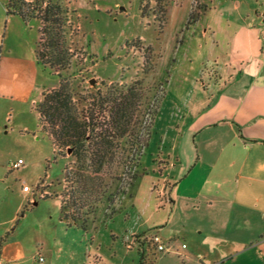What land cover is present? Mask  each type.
I'll return each mask as SVG.
<instances>
[{
    "label": "crops",
    "instance_id": "0c3cea01",
    "mask_svg": "<svg viewBox=\"0 0 264 264\" xmlns=\"http://www.w3.org/2000/svg\"><path fill=\"white\" fill-rule=\"evenodd\" d=\"M184 1L187 9L199 6L192 35L208 43L212 65L203 94L193 98L165 152L168 165L154 176L155 183L171 186L157 191L153 218L120 239L108 227L126 214L113 208L104 215L101 206L86 223L69 222L59 197L38 199L23 185L20 201L9 195L0 207V264H35L39 257L43 264H106L99 246L91 257L106 234L110 264H264V0ZM5 3L0 2V145L16 133L32 132L33 140L41 133L52 147L34 107L57 80L45 79L51 73L36 60L37 23L6 15ZM29 122L32 130L25 126ZM64 159L54 160L62 162L61 171ZM9 165L0 166V194L13 190L3 182L14 172ZM59 178L40 170L28 188L43 180L47 190ZM150 235H158L167 251L146 263L140 243Z\"/></svg>",
    "mask_w": 264,
    "mask_h": 264
},
{
    "label": "rangeland",
    "instance_id": "374dc122",
    "mask_svg": "<svg viewBox=\"0 0 264 264\" xmlns=\"http://www.w3.org/2000/svg\"><path fill=\"white\" fill-rule=\"evenodd\" d=\"M26 1L33 2L32 0ZM63 1L68 6L70 21V28L66 29L65 46L72 56L68 70L62 68L65 63L61 61L58 72L62 77L68 78L74 101L79 103V95L94 93L99 89L104 91L102 83L126 86L140 83L147 97L151 98L155 95L157 98L156 114L138 170L139 177H143L132 182L125 195L114 198L115 187L127 181L126 175L122 173L124 168L122 165L117 166V172H112L116 175L120 173L123 175H120L119 181H112L110 195L108 194L106 199L97 206V209L101 206L105 207L104 215L110 216L113 208L118 210L117 213L120 215L126 214L125 218H122V215L119 216L114 220L115 224L108 227L121 239L125 237L126 232L128 234L147 217L153 218L157 191L162 187L170 188L169 182L155 183L154 176L160 177L168 165L165 152L169 150L170 142L177 136L188 106L195 96L203 94L201 84L207 81V70L212 63L208 61V43L206 45L201 38L192 35L199 6L192 5L190 9H187L184 0H171L161 4L165 10V13H161L155 6L154 0ZM0 2L2 4L6 2V8L9 0H0ZM41 5L43 7V4ZM2 17L5 19V11ZM34 21L39 28V22ZM35 22L30 21L29 24L35 26ZM30 36L35 38L36 32L31 30ZM39 51L46 54L43 58L46 63L60 60L57 53L45 50L43 46L39 47ZM51 55L54 59L50 58ZM45 70L51 73V76L45 74V79L50 82L57 80L58 86L57 72L48 68ZM90 81L94 83L90 84ZM84 106L86 105L83 103L78 105L79 109ZM144 111L146 112L142 106L139 109L140 119ZM31 117L28 116V119L34 124ZM25 126L33 129L30 122ZM39 135L40 140L37 142L33 140L32 132L16 133L0 145V166L4 169L11 162L17 160L24 162L23 168L12 174L8 173L6 177L8 179H3L6 186L13 190L12 193L8 190L1 192L0 207L6 205L5 198L9 195L13 201H20L23 185L32 187L36 174L40 170L43 173L47 171L48 174H56L60 177L46 190L45 198L59 197L68 204L69 188L61 181L62 162L54 163L52 149L55 154L61 155H57L56 159L65 158L66 167L72 168L74 160L68 153L69 149L60 152L56 147H51L48 139L42 138L41 133ZM121 145L124 146V141ZM46 156H50L47 163L43 161ZM47 164L51 169H47ZM23 169L30 171L23 175ZM42 183H44L43 180ZM112 197L114 198L113 206L107 201ZM63 207L64 213L70 215V209L66 208L65 204ZM26 213L24 208L18 216L19 219ZM1 214L0 219L3 220L4 213ZM99 241L103 244L93 245L91 257L95 255L96 247L99 246L106 264H110L113 260L111 249L105 246V243L111 241V238L106 234L103 239L101 236ZM35 264H43V262L36 261Z\"/></svg>",
    "mask_w": 264,
    "mask_h": 264
},
{
    "label": "trees",
    "instance_id": "16d2710c",
    "mask_svg": "<svg viewBox=\"0 0 264 264\" xmlns=\"http://www.w3.org/2000/svg\"><path fill=\"white\" fill-rule=\"evenodd\" d=\"M32 1L9 0L6 15L18 16L24 23L37 20L40 24L36 60L42 68L57 72L58 86L42 94L35 112L40 131L47 134L52 147L60 152L71 149L73 167L64 166L61 171V181L69 188L68 204L60 200L63 212L64 204L70 209V215L63 213L64 218L73 223L79 220L86 223L98 204L106 199L112 189V181H119L123 174L127 177L124 184L115 187V198L125 195L132 182L139 178L140 160L148 144L157 98L155 95L147 97L140 83L128 86L102 83L104 91L99 89L79 95V103H76L68 78L58 72L61 61L65 63L62 68L68 70L72 56L65 46L66 29L70 28L68 6L63 0ZM154 1L161 13H165L161 4L171 0ZM41 46L57 53L60 60L44 62L46 54L39 51ZM50 58L54 59V56ZM82 103L86 106L79 109L78 105ZM142 106L146 112L140 119L139 109ZM53 154V160L57 155L61 156L54 151ZM121 165L123 174H114L112 171L118 170L117 166ZM113 197L107 199L112 206ZM135 239L138 240V237ZM2 241L0 239V245ZM144 243L145 240H142L139 251L142 261L152 263L156 254L146 255Z\"/></svg>",
    "mask_w": 264,
    "mask_h": 264
},
{
    "label": "built area",
    "instance_id": "2783aa9c",
    "mask_svg": "<svg viewBox=\"0 0 264 264\" xmlns=\"http://www.w3.org/2000/svg\"><path fill=\"white\" fill-rule=\"evenodd\" d=\"M262 41L264 44V36L262 37ZM23 166V161L22 160H17L16 162H13L9 165V169L11 171H16L19 168ZM24 192H29L33 197L40 198L38 199H44L47 191H46V186L44 183H39L36 185L33 189H30L28 187H23ZM143 240H145V254L150 255V254H162L167 251L165 243L162 241V239L158 235H150L145 237ZM183 248L185 246H182ZM39 262H43V258L39 257L38 258Z\"/></svg>",
    "mask_w": 264,
    "mask_h": 264
},
{
    "label": "water",
    "instance_id": "95a60500",
    "mask_svg": "<svg viewBox=\"0 0 264 264\" xmlns=\"http://www.w3.org/2000/svg\"><path fill=\"white\" fill-rule=\"evenodd\" d=\"M94 82L93 81H90V84H93ZM68 153H71L70 149L68 150Z\"/></svg>",
    "mask_w": 264,
    "mask_h": 264
}]
</instances>
